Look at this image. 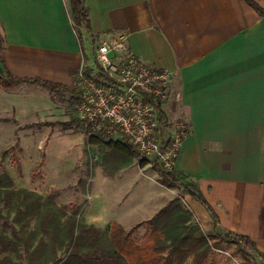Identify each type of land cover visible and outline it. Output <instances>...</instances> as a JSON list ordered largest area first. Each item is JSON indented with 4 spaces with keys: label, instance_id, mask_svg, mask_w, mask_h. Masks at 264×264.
<instances>
[{
    "label": "crops",
    "instance_id": "obj_1",
    "mask_svg": "<svg viewBox=\"0 0 264 264\" xmlns=\"http://www.w3.org/2000/svg\"><path fill=\"white\" fill-rule=\"evenodd\" d=\"M255 1L264 10V0ZM84 2L91 32L82 29L83 50L69 0H0V70L20 80L0 85V136L57 126L51 121L77 102L90 50L125 35L141 62L173 73L164 111L175 99L191 129L174 170L197 182L215 212L213 229L248 236L264 254V18L244 0Z\"/></svg>",
    "mask_w": 264,
    "mask_h": 264
},
{
    "label": "rangeland",
    "instance_id": "obj_2",
    "mask_svg": "<svg viewBox=\"0 0 264 264\" xmlns=\"http://www.w3.org/2000/svg\"><path fill=\"white\" fill-rule=\"evenodd\" d=\"M98 41L95 40L96 43ZM93 56L90 50L91 63L94 62ZM86 64L90 65L89 62ZM63 97L66 94L57 96L58 101H63ZM173 102L176 104L175 99ZM173 102L169 111L165 112L167 127L179 118L189 120L185 114L178 115L179 107L175 108ZM73 106L74 102L69 106L66 117L51 121L57 126L44 128L37 125L30 132L19 133L5 129L0 136V183L3 181L5 184L8 179L13 182L12 187L4 189V192H10V199L14 201L18 199L19 190L39 194L44 199L30 207L26 215L22 210L17 223L12 222L16 220L17 209L0 205V211L8 217L23 241L19 247L7 251L0 249V259L8 258L16 264H62L71 249L69 228L77 210V232L84 225H95L100 231L93 234L95 244L90 245L92 248L97 245L105 247L113 222L122 221L124 228L131 229L137 223L151 221L176 197L182 201L167 216L155 221L156 239L170 244L175 233L179 234L184 226H189L193 235L199 231L207 235L216 234L212 227L216 217L207 213L181 186L170 188L163 184L153 162L147 160L146 165L142 166L137 158H114L113 150L107 143L123 144L120 133L90 137L79 122L66 129L63 123L75 119ZM92 138L100 142L94 144ZM3 182L1 186H4ZM122 198V203H117ZM127 202L133 206H124ZM51 212L56 213V219L44 230L42 222ZM145 232L146 226L137 231L136 242L139 246L152 240H146ZM7 235L12 238L11 229L7 230ZM89 248L83 246L80 252H87ZM240 250L235 244L225 242L219 249L211 251L205 264H246ZM192 260L193 257H189L183 264H191Z\"/></svg>",
    "mask_w": 264,
    "mask_h": 264
},
{
    "label": "trees",
    "instance_id": "obj_3",
    "mask_svg": "<svg viewBox=\"0 0 264 264\" xmlns=\"http://www.w3.org/2000/svg\"><path fill=\"white\" fill-rule=\"evenodd\" d=\"M69 1L73 27L76 30L78 40L83 49L84 37L82 29H85L87 32H91L89 11L84 0ZM244 1H246L262 16V18H264V10L256 3L255 0ZM3 43V35L0 32V60ZM84 71L89 76L95 72L93 68L88 67L87 65L84 67ZM18 81L20 80L10 75H5L4 72L0 70V85L4 88H10ZM42 84L53 91H56L57 89H65L49 82H42ZM73 96V98L77 101L78 95L75 91L73 92ZM163 119L164 115L161 116V120ZM77 122L78 120L75 118L69 123H63V125L66 129H70L74 126V123ZM124 139L126 144L117 142L107 143L110 149L113 150L114 158H122L125 160L138 158L139 153L135 146L126 137H124ZM91 141L94 144H98L100 142L95 138H92ZM5 155L6 153H4L3 156ZM146 162L147 161L141 162V165L145 166ZM153 163V167L159 172L163 184L168 185L170 188L181 186L187 195L200 203L208 213L215 217L213 208L193 178L189 175L176 172L175 170H167L157 162ZM2 182L0 183V205H4L9 208L13 206L14 209H17L15 217L16 220L13 219V223H17L18 216L22 213V210L26 215L30 212V207L38 205L42 200H44L39 194H34L33 192H29L27 190H19L18 199H15V201L11 200V193L6 191L4 192V189H10L13 182L8 179L5 184L3 182L4 186H1ZM181 201V198L176 197L171 203L161 209V211L156 214L151 221L137 224L129 230L125 229L118 223H112L109 228L108 244L105 247H99L97 245L92 248V245H90L95 244V239H92L93 234L95 232L99 233L100 231L95 225H84L80 232H77L79 229L77 223L79 211L77 210L72 217L71 226L69 228V247L71 249L62 264H183L189 257H193L191 264H205L211 251L213 249H219L225 242L233 243L241 249L240 252L246 261V264L251 263L252 259V254H250L249 251L258 253L264 260V254H261L258 251L255 242H253L248 236L239 235L218 228H216V234L214 235H207L203 231H199L198 234L193 235L191 234L190 227L184 226L183 230L179 234L178 232L175 233L170 244L156 239L155 233L157 230L155 227V221L167 216V213L171 212L173 207ZM55 219L56 213L51 212L48 214L42 222L43 229L46 230L47 226L50 223H53ZM0 221H3L2 224L0 222V249L7 251L13 247H19L23 242L21 240L22 238L13 224H11L8 217H5L1 211ZM142 226H146V232L144 235L146 240H150L151 238L152 240L139 246L136 242V234ZM8 229L12 230V238L7 235ZM83 246L91 248H89V251L81 253L80 250ZM0 264L16 263L12 262L8 258H4L0 259Z\"/></svg>",
    "mask_w": 264,
    "mask_h": 264
},
{
    "label": "built area",
    "instance_id": "obj_4",
    "mask_svg": "<svg viewBox=\"0 0 264 264\" xmlns=\"http://www.w3.org/2000/svg\"><path fill=\"white\" fill-rule=\"evenodd\" d=\"M93 58L95 72L89 76L83 69L76 86L75 118L85 133L90 137L120 133L135 146L140 162L149 160L174 170L191 129L186 118L170 127L165 123L173 73L141 62L129 51L125 35L103 40Z\"/></svg>",
    "mask_w": 264,
    "mask_h": 264
}]
</instances>
